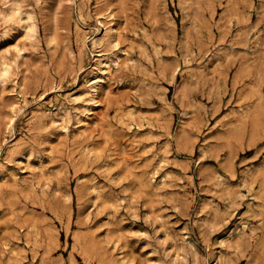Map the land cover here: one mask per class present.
Here are the masks:
<instances>
[{
  "label": "rangeland",
  "instance_id": "1",
  "mask_svg": "<svg viewBox=\"0 0 264 264\" xmlns=\"http://www.w3.org/2000/svg\"><path fill=\"white\" fill-rule=\"evenodd\" d=\"M0 264H264V0H0Z\"/></svg>",
  "mask_w": 264,
  "mask_h": 264
}]
</instances>
